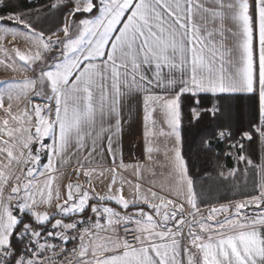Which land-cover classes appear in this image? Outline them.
I'll use <instances>...</instances> for the list:
<instances>
[{
	"label": "crops",
	"instance_id": "0c3cea01",
	"mask_svg": "<svg viewBox=\"0 0 264 264\" xmlns=\"http://www.w3.org/2000/svg\"><path fill=\"white\" fill-rule=\"evenodd\" d=\"M38 33L27 22L0 15V81L5 83L0 128L4 115L24 106L31 131L40 127L36 133H41L28 141L27 154L45 137L44 100L39 98L44 63L28 57L30 44L36 55L39 44L43 51ZM109 39L102 54L79 61L54 88L57 106L46 164L57 173L88 174L99 201L95 205L111 222L128 217L152 229L130 244L121 239L97 243L102 239L87 234L79 264H245V257H264V221L195 242L184 234L156 236L168 230L164 224L182 225L188 212L199 208L183 150V108L190 98L182 93L249 92L258 78L264 87V0H132ZM225 101L253 110L247 96ZM202 111L193 107V119ZM259 142L263 150L261 135ZM231 149L226 155L236 151ZM245 158L251 166L252 157ZM119 179L125 183L119 185ZM263 192L264 184L258 194ZM44 207L22 212L44 224L50 219L39 221ZM12 214L17 219L0 238V249L10 245L20 222L15 209Z\"/></svg>",
	"mask_w": 264,
	"mask_h": 264
},
{
	"label": "rangeland",
	"instance_id": "374dc122",
	"mask_svg": "<svg viewBox=\"0 0 264 264\" xmlns=\"http://www.w3.org/2000/svg\"><path fill=\"white\" fill-rule=\"evenodd\" d=\"M16 1L13 0L10 5L17 7L19 3ZM131 2L132 0H53L50 4L47 3L32 10L28 16L26 14V18L24 14L29 11L27 9L18 10L15 16L1 15L23 22L39 20L41 21L39 24L43 26L46 33L44 36L38 33L40 43L43 41V51L39 44V54L36 55V50L32 49L30 44L28 53L30 60L37 56L44 63L42 67L45 80L41 85L39 98L44 100L45 137L34 144L27 154L24 148L34 136H41V133H36L40 127L39 130L34 129L33 134L28 123L29 115L24 106L21 110L2 117L6 119V123H3V128H0V238L6 237V229L15 224L17 217L12 214V209H15L17 216L20 217L19 215L23 213L22 209L37 208L44 204L46 215L38 219L39 221H44L48 217L50 219L44 224H36L49 228L52 226L61 228L64 231L63 239L68 237L67 228L74 227L80 219L90 222V226L77 240L80 255H85L82 250V240L87 234L90 235V239L91 237L97 241L99 238L102 239L97 243H110L105 242L106 239H121L125 244H130L132 240L138 239L141 231L152 229L145 221L140 222L128 217L111 222L104 211L95 205L99 201L95 198L97 196H95L94 188L92 189L87 182L88 174L84 172L68 175L57 173L51 164H46L57 106L54 88L75 71L79 61L105 51L112 32L120 23ZM47 5L50 7H46ZM94 11L95 17H89ZM13 27L16 28V26ZM2 84L5 83L0 81V88L3 87ZM229 104V101H223L225 112L222 117L225 119L235 113V105L233 107ZM198 114L197 111L196 115ZM38 119L39 121L41 119L40 113ZM37 123L38 120H34L35 126ZM232 124L225 123L216 134L219 141L223 139L228 147L233 143L237 145L241 143L238 135L236 139L233 135L232 139H227L229 130L235 127ZM261 137L264 141V133ZM232 149H236V151H230L232 155L236 152L234 159L241 164H249L245 158L246 153L242 152L244 148ZM242 158L243 162H241ZM236 171L233 169L224 172L223 176L233 177ZM121 183H125L123 179L118 180V184L121 185ZM199 189H203L198 194L196 202L199 208L194 207L190 210L182 225L171 227L164 224L162 228L168 230H162L156 236L184 234L191 242H195L210 234L231 232L264 221V192L253 195L254 197L239 195L240 197L230 200L228 198L225 201L214 202L217 196H210L204 192L207 190L206 185H200ZM201 201L204 202L203 205L200 204ZM106 202L108 201H103V203ZM29 224L24 226L22 232ZM130 225L133 227L126 228ZM154 225L158 226L155 223ZM132 236L133 239H130ZM91 244L89 250L92 252Z\"/></svg>",
	"mask_w": 264,
	"mask_h": 264
},
{
	"label": "trees",
	"instance_id": "16d2710c",
	"mask_svg": "<svg viewBox=\"0 0 264 264\" xmlns=\"http://www.w3.org/2000/svg\"><path fill=\"white\" fill-rule=\"evenodd\" d=\"M12 1L4 0V4L0 5V15H5L9 12L17 13L19 12L18 10L27 9L29 13L24 14V18H26V14L28 16L35 8L53 2V0H17L16 2L19 4L17 7H14L10 5ZM46 7L49 8L50 5ZM95 14L96 12L94 11L89 17ZM26 22L30 27L45 35L46 32L43 26L39 24L41 21L26 20ZM229 105H233L234 107V103H230ZM193 107L190 99H188L187 105H184L183 108L182 137L184 141V155L187 160L190 176L197 191V197L203 190L199 189L202 184L207 187V190L204 192L210 196H217L214 202L225 201L228 198L230 200L234 197H240L239 195H257L261 185L264 184V148L263 150L261 149L260 136L256 137L252 143L243 141L246 146L242 152L253 159V163L250 166L249 164H241L239 161L235 162L231 155H226L228 147L225 146L224 141H219L216 135L217 130L229 122L235 125V127L231 128L233 138L238 135L237 129L239 127L242 126L248 129L250 122L254 119L252 108L243 110V107L240 108L239 106L237 109L234 107L235 113L233 116L227 117V119L223 118V115L221 116L222 118L217 117L215 119L206 115L203 119L194 120L191 113ZM207 140L210 141V147L204 146ZM261 153H263V160L261 159ZM234 166L237 167L236 173L233 177L225 178L223 173L230 171ZM260 167H262L261 171ZM200 204L203 205L204 202L201 201ZM16 214L18 215L17 212ZM19 216L20 222L12 232L10 243L18 253L21 252V248L25 244V239L21 234L24 226L28 222L37 223L27 212H23Z\"/></svg>",
	"mask_w": 264,
	"mask_h": 264
},
{
	"label": "built area",
	"instance_id": "2783aa9c",
	"mask_svg": "<svg viewBox=\"0 0 264 264\" xmlns=\"http://www.w3.org/2000/svg\"><path fill=\"white\" fill-rule=\"evenodd\" d=\"M89 226L90 222L80 219L74 227L67 228L68 237L63 239L64 231L61 228L30 223L21 232L25 239L21 252L18 253L11 244L1 248L0 253L4 254L0 255V264H79L77 240ZM131 227L133 225L126 228ZM8 256H12V259L9 260Z\"/></svg>",
	"mask_w": 264,
	"mask_h": 264
},
{
	"label": "snow or ice",
	"instance_id": "6c2138e0",
	"mask_svg": "<svg viewBox=\"0 0 264 264\" xmlns=\"http://www.w3.org/2000/svg\"><path fill=\"white\" fill-rule=\"evenodd\" d=\"M10 15L15 16L17 13H11ZM221 71L223 72V68H221ZM182 95L189 97L190 102L194 107L203 108L200 116L194 117L196 120L203 119L206 115L211 116L214 119L224 115L225 108L223 101L226 99L247 96L252 101L254 119L250 122V127L248 129H245L242 126L237 129L238 139L241 143H239V145L235 143L229 145L231 148L239 147V149L242 150L244 148L243 141L252 143L256 137H259L262 133H264V99H262V97H264V87L261 86L259 78L257 79L256 87L249 92H237L223 89L219 91L210 90L201 92H184ZM205 97L209 98V103L206 105L202 103V100ZM227 139H232V133L230 130L228 132ZM221 142H223V139H221ZM227 155H230V153ZM241 162H243V158ZM3 254L4 253H0V255ZM8 259L11 260L12 256H8ZM245 264H264V257L253 256L252 260H248V258L245 257Z\"/></svg>",
	"mask_w": 264,
	"mask_h": 264
}]
</instances>
